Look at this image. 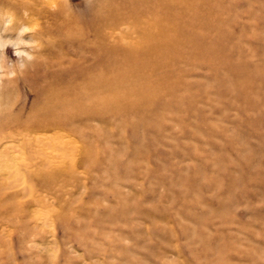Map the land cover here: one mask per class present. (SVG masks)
Here are the masks:
<instances>
[{
    "label": "rangeland",
    "instance_id": "obj_1",
    "mask_svg": "<svg viewBox=\"0 0 264 264\" xmlns=\"http://www.w3.org/2000/svg\"><path fill=\"white\" fill-rule=\"evenodd\" d=\"M88 1L68 3L82 14ZM195 2L213 26L194 40L211 38L218 57L198 48L175 63L183 84L144 106L143 119L68 128L73 142L96 143V167L65 176L55 226L28 211L19 227L15 210L0 211V264H264V0ZM22 23L0 10V115L25 121L51 79L81 80L72 66L37 62Z\"/></svg>",
    "mask_w": 264,
    "mask_h": 264
},
{
    "label": "bare ground",
    "instance_id": "obj_2",
    "mask_svg": "<svg viewBox=\"0 0 264 264\" xmlns=\"http://www.w3.org/2000/svg\"><path fill=\"white\" fill-rule=\"evenodd\" d=\"M195 1L89 0L81 14L69 0H0V10L7 8L33 28L30 41L37 46V62L72 66L70 75L81 80L49 87L57 85L51 79L53 84L44 85L34 113L25 121L0 115V211L15 210L19 227H26L20 214L28 211L31 221L43 219L55 226L64 218L58 187L67 183L65 176L79 166L82 172L96 167V143L79 136L77 144L66 133L107 116L143 119L144 106L183 84L175 79V63L188 64L199 56L198 48L204 56L218 57L211 38L194 40L213 26ZM229 72L240 74L234 68ZM128 101L135 104L126 111ZM108 163L106 168H112V160ZM34 182L45 194H32ZM10 189L13 196L31 197V203L11 202L14 197L5 193ZM55 203L60 208H54Z\"/></svg>",
    "mask_w": 264,
    "mask_h": 264
}]
</instances>
